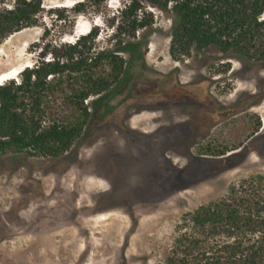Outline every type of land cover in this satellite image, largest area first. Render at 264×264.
I'll list each match as a JSON object with an SVG mask.
<instances>
[{
	"label": "rangeland",
	"instance_id": "1",
	"mask_svg": "<svg viewBox=\"0 0 264 264\" xmlns=\"http://www.w3.org/2000/svg\"><path fill=\"white\" fill-rule=\"evenodd\" d=\"M127 1L42 0L0 43V82L92 27L95 51L124 40ZM146 8V42L117 87L84 100L91 117L69 149L0 154V264H154L185 213L264 172V61L214 46L172 55L171 18Z\"/></svg>",
	"mask_w": 264,
	"mask_h": 264
},
{
	"label": "trees",
	"instance_id": "2",
	"mask_svg": "<svg viewBox=\"0 0 264 264\" xmlns=\"http://www.w3.org/2000/svg\"><path fill=\"white\" fill-rule=\"evenodd\" d=\"M146 7L171 18L172 55L214 46L264 61V0H128L120 13L124 28L114 27L124 40L95 51L98 29L92 27L74 41L42 48L19 79L0 84V154L58 157L69 149L91 117L84 100L99 101L122 82L152 31ZM41 8L42 0H0V43L33 24ZM110 112L105 104L97 119ZM154 264H264V172L232 182L219 199L185 213Z\"/></svg>",
	"mask_w": 264,
	"mask_h": 264
},
{
	"label": "bare ground",
	"instance_id": "3",
	"mask_svg": "<svg viewBox=\"0 0 264 264\" xmlns=\"http://www.w3.org/2000/svg\"><path fill=\"white\" fill-rule=\"evenodd\" d=\"M0 84H2V82H0ZM59 246V245H58ZM69 246V245H68ZM49 248V247H48ZM2 250V249H1ZM38 254V253H37ZM8 255V254H7ZM39 255H40V253H39ZM35 256V255H34ZM41 256V255H40ZM48 256H49V254H48ZM10 262V261H9Z\"/></svg>",
	"mask_w": 264,
	"mask_h": 264
},
{
	"label": "flooded vegetation",
	"instance_id": "4",
	"mask_svg": "<svg viewBox=\"0 0 264 264\" xmlns=\"http://www.w3.org/2000/svg\"><path fill=\"white\" fill-rule=\"evenodd\" d=\"M112 148H113L112 150H115L116 147L115 146H112ZM37 211L39 212L40 210H37Z\"/></svg>",
	"mask_w": 264,
	"mask_h": 264
}]
</instances>
